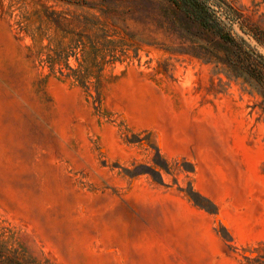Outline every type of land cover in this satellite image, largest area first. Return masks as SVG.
I'll use <instances>...</instances> for the list:
<instances>
[{"label":"rangeland","instance_id":"1","mask_svg":"<svg viewBox=\"0 0 264 264\" xmlns=\"http://www.w3.org/2000/svg\"><path fill=\"white\" fill-rule=\"evenodd\" d=\"M208 2L264 55L241 29H264V0ZM225 58L172 0H0L5 254L264 264V89ZM191 184L217 214L188 197ZM149 186L185 194L196 211L169 210ZM148 199L154 210L133 207Z\"/></svg>","mask_w":264,"mask_h":264},{"label":"trees","instance_id":"2","mask_svg":"<svg viewBox=\"0 0 264 264\" xmlns=\"http://www.w3.org/2000/svg\"><path fill=\"white\" fill-rule=\"evenodd\" d=\"M172 2L197 26L218 38L225 49V60L230 63L232 68L254 78L264 89V55L256 54L244 37L239 36L237 38L226 30L225 24L216 16L208 0H172ZM241 29L264 46L263 28L258 25L246 26L242 23ZM184 161L187 162L186 159ZM190 164L192 166L188 172L193 174L195 165L193 163ZM187 195L198 207L212 214L218 213V208L214 201L196 190L192 184L191 189L187 191ZM201 201H205L211 206L208 207ZM222 229L224 230H217L218 233L221 234L227 243L233 242V237L228 229L225 227ZM7 250L6 243L0 242V264H22L18 260L7 256L5 254Z\"/></svg>","mask_w":264,"mask_h":264},{"label":"crops","instance_id":"3","mask_svg":"<svg viewBox=\"0 0 264 264\" xmlns=\"http://www.w3.org/2000/svg\"><path fill=\"white\" fill-rule=\"evenodd\" d=\"M196 187V185H195ZM197 188V187H196ZM199 189V188H197ZM200 190V189H199ZM148 193L149 194H153L154 196H164V198H166L169 202V210L171 211H179V205L182 206L181 209L185 210L186 212H195V207L191 204L190 199L183 193L174 191V190H170V191H163L161 189H159L156 186H149L148 187ZM202 193H204L202 190H200ZM206 194V193H204ZM136 205L139 207H145V208H149L154 210L157 206H156V202L153 200H145L142 201V203L140 201L135 202V204H133V207L136 208ZM220 243V242H219Z\"/></svg>","mask_w":264,"mask_h":264}]
</instances>
